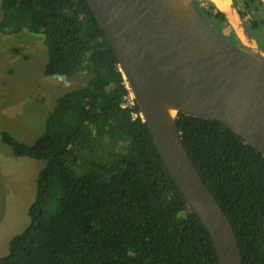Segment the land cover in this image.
Segmentation results:
<instances>
[{
  "label": "trees",
  "instance_id": "16d2710c",
  "mask_svg": "<svg viewBox=\"0 0 264 264\" xmlns=\"http://www.w3.org/2000/svg\"><path fill=\"white\" fill-rule=\"evenodd\" d=\"M239 48L226 17L194 0ZM233 1L264 51V3ZM1 32L27 31L47 49L45 77L88 74L66 92L33 144L5 131L15 157L43 161L29 223L0 264H218L212 240L187 206L153 143L108 40L85 0H2ZM249 20H246L247 16ZM182 143L227 216L242 264H264V156L216 121L178 115Z\"/></svg>",
  "mask_w": 264,
  "mask_h": 264
},
{
  "label": "water",
  "instance_id": "95a60500",
  "mask_svg": "<svg viewBox=\"0 0 264 264\" xmlns=\"http://www.w3.org/2000/svg\"><path fill=\"white\" fill-rule=\"evenodd\" d=\"M85 1L165 168L209 234L218 264H242L235 232L190 159L177 121L179 114L216 121L264 156V51L243 22L255 51L235 31L244 47L234 45L194 0Z\"/></svg>",
  "mask_w": 264,
  "mask_h": 264
},
{
  "label": "rangeland",
  "instance_id": "374dc122",
  "mask_svg": "<svg viewBox=\"0 0 264 264\" xmlns=\"http://www.w3.org/2000/svg\"><path fill=\"white\" fill-rule=\"evenodd\" d=\"M234 0H232L233 2ZM240 9L242 0H235ZM0 0V20L2 18ZM47 49L42 37L23 31L0 30V132L33 145L44 133L46 118L66 92L85 85L87 72L70 79L45 77ZM43 161L15 157L0 138V257L9 240L29 223L28 209L36 195V178Z\"/></svg>",
  "mask_w": 264,
  "mask_h": 264
},
{
  "label": "bare ground",
  "instance_id": "6f19581e",
  "mask_svg": "<svg viewBox=\"0 0 264 264\" xmlns=\"http://www.w3.org/2000/svg\"><path fill=\"white\" fill-rule=\"evenodd\" d=\"M218 9H220L222 12H224L229 24L234 29V31L237 33L239 38L242 40L246 46L250 47L252 50L255 49L253 46V43L249 41V39L246 37L244 30L242 29V21L236 11V9H233L231 6L230 0H210ZM264 3V0H262ZM255 51V50H254Z\"/></svg>",
  "mask_w": 264,
  "mask_h": 264
},
{
  "label": "built area",
  "instance_id": "2783aa9c",
  "mask_svg": "<svg viewBox=\"0 0 264 264\" xmlns=\"http://www.w3.org/2000/svg\"><path fill=\"white\" fill-rule=\"evenodd\" d=\"M127 87V86H126ZM128 89V88H127ZM127 99V104L132 105L133 104V98L131 96V93L129 91V96L126 98Z\"/></svg>",
  "mask_w": 264,
  "mask_h": 264
},
{
  "label": "flooded vegetation",
  "instance_id": "af4514ba",
  "mask_svg": "<svg viewBox=\"0 0 264 264\" xmlns=\"http://www.w3.org/2000/svg\"><path fill=\"white\" fill-rule=\"evenodd\" d=\"M240 10H243V9H240ZM249 18H250V16L248 15L247 17H246V20H249ZM243 22V21H242ZM233 29V28H232ZM234 31V30H233ZM222 33H224V31L222 32ZM236 34V33H235ZM227 37V36H226ZM262 44H264V42H262Z\"/></svg>",
  "mask_w": 264,
  "mask_h": 264
}]
</instances>
